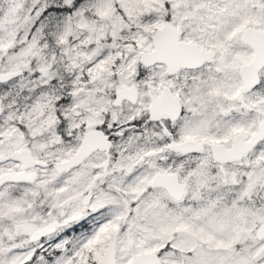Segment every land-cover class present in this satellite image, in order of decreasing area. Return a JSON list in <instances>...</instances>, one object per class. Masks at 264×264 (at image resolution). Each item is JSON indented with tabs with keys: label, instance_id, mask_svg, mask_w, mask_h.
Segmentation results:
<instances>
[{
	"label": "snow or ice",
	"instance_id": "obj_1",
	"mask_svg": "<svg viewBox=\"0 0 264 264\" xmlns=\"http://www.w3.org/2000/svg\"><path fill=\"white\" fill-rule=\"evenodd\" d=\"M0 264H264V0H0Z\"/></svg>",
	"mask_w": 264,
	"mask_h": 264
}]
</instances>
